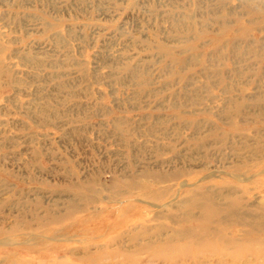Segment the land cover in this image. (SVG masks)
<instances>
[{"label":"rangeland","instance_id":"1","mask_svg":"<svg viewBox=\"0 0 264 264\" xmlns=\"http://www.w3.org/2000/svg\"><path fill=\"white\" fill-rule=\"evenodd\" d=\"M0 264H264V0H0Z\"/></svg>","mask_w":264,"mask_h":264},{"label":"bare ground","instance_id":"2","mask_svg":"<svg viewBox=\"0 0 264 264\" xmlns=\"http://www.w3.org/2000/svg\"><path fill=\"white\" fill-rule=\"evenodd\" d=\"M201 193V192H200ZM205 193V192H204ZM203 196V195H202ZM205 196V195H204ZM197 197V196H196ZM205 198L207 202V209L213 213V215H220L224 212V209H220L215 203L212 198L209 197H202L201 200ZM205 202V201H204ZM230 207V206H229ZM231 210V209H230ZM192 211V210H191ZM226 211V210H225ZM234 215V214H233ZM239 215V214H238ZM242 216V215H241ZM211 246V245H210Z\"/></svg>","mask_w":264,"mask_h":264}]
</instances>
